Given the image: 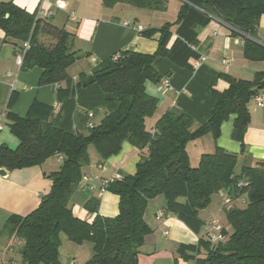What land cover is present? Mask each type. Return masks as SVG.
<instances>
[{"label": "trees", "instance_id": "obj_1", "mask_svg": "<svg viewBox=\"0 0 264 264\" xmlns=\"http://www.w3.org/2000/svg\"><path fill=\"white\" fill-rule=\"evenodd\" d=\"M111 8L126 4L133 8L165 11L168 0H101ZM190 7L216 18L243 41V56L250 62L264 63V46L256 42V31L264 15V0H183L175 24ZM173 24L141 31L150 38L159 33L154 54L122 51L98 62L93 69V82L107 96V108L98 124L84 132H65L50 121L51 109L34 102L21 118L8 115L10 133L19 144L12 150L0 146V168L9 171L40 166L51 157H60V167L48 175L49 194L29 215H12L6 226L23 242L19 254L23 264H60L61 235L68 242L92 247L86 264H137L139 248L152 230L144 220L149 201L163 196L164 214L170 215L195 234L204 222L199 211L205 210L214 194L225 191L231 200H244L241 207L228 208L224 214L231 233L217 243L200 238L197 245L178 246L185 261L194 264H264V166L241 167L235 172L237 156L216 147L204 154L192 167L186 151L190 141L211 135L216 141L220 127L235 115L232 138L243 145L249 124L247 104L264 91V66L251 81L221 74L228 83L223 92L212 91L214 101L208 120L191 129V120L181 114L164 113L147 126L157 109V100L145 91V84H159L160 76L153 69L156 57L164 56ZM0 29L14 44L28 42L20 68L41 69L39 86L68 83L66 69L78 58L72 50L69 33L47 20L35 21L12 2L0 3ZM124 142L136 148L139 160L134 174H120L106 187L118 197V214L113 218L98 214L99 199L91 193L84 209L91 220L72 212L71 197L78 189L83 169L89 163V146L100 160L117 155ZM239 182L245 183L238 186ZM204 252V257H198Z\"/></svg>", "mask_w": 264, "mask_h": 264}, {"label": "crops", "instance_id": "obj_2", "mask_svg": "<svg viewBox=\"0 0 264 264\" xmlns=\"http://www.w3.org/2000/svg\"><path fill=\"white\" fill-rule=\"evenodd\" d=\"M69 1H53L46 5L53 12L47 21L71 35L73 51L86 54L85 58H77L66 69L68 83L39 86L41 69L22 70L16 64V57L23 44L5 39L0 29V146L6 145L12 150L17 148L19 141L10 133L8 126L11 120L7 116L23 118L34 102L50 107V121L65 132L76 134L84 132L89 122L98 124L106 109H113L114 105H107V96L93 82L94 67L98 62L126 50L154 54L159 33L146 38L140 32L159 29L166 23L173 24L167 52L156 57L153 69L161 80L168 79V87L161 89L160 83L145 84L146 93L157 100L156 112L147 121L149 128L166 112L187 116L191 120V129L197 128L210 116L214 105L212 91L223 92L228 88L221 74L251 81L254 74L263 69V62H250L244 58L243 41L239 36H233L227 25L216 18H209L200 9L190 7L185 17L175 24L183 0H168L166 10L162 12L126 4L106 8L101 0L79 5L76 4L79 0ZM2 2H12L34 15L39 0H0ZM70 12L75 14V21L70 18ZM263 36L264 15L260 18L256 38ZM81 38L84 44L80 43ZM202 58L205 60L202 61ZM223 59H228L229 65H223ZM247 109L249 124L242 147L232 138L236 116L230 115L221 124L216 141L211 135H205L187 144L186 151L192 167L198 165L202 155L213 153L216 147L237 156V173L243 166H264V108L256 107L252 97ZM89 113L93 114L92 118L88 117ZM138 160V150L124 142L120 152L105 161L100 160L98 155L93 158L89 153V163L83 172L101 179H110L115 174H134ZM3 169L5 176L0 177V264H23L19 254L23 242L8 230L7 220L12 215L27 216L39 206L50 192L48 175L57 169L49 166L47 161L40 166L12 171ZM84 186L81 182L71 197L72 212L77 217L82 216L79 217L81 219L91 220L93 216L86 214L83 207L91 193ZM159 197L149 201L144 213V220L152 232L139 248L137 264H194L181 258L178 246L197 245L201 237L207 238L205 225L212 219L218 220L226 231L221 221L226 220L224 212L245 204L244 200H231L230 205H224L226 192L214 194L210 205L198 213L204 226L199 234H195L170 215L156 219L157 213L163 212L165 206V200ZM97 198L101 217L113 218L117 215L116 195L105 192ZM67 249L59 254L60 264H86L92 256V247L88 243H70ZM198 257H204V252Z\"/></svg>", "mask_w": 264, "mask_h": 264}, {"label": "built area", "instance_id": "obj_3", "mask_svg": "<svg viewBox=\"0 0 264 264\" xmlns=\"http://www.w3.org/2000/svg\"><path fill=\"white\" fill-rule=\"evenodd\" d=\"M53 1H57L59 3H66L69 0H39L37 10L34 14L35 21L37 20H47L52 17L53 12L46 7L51 4ZM47 5V6H46ZM70 18L75 21L76 16L73 12H70ZM256 42L264 46V36L261 38H256ZM29 49V44L28 42H24L22 45V49L19 52V54L16 57V64L18 66H21L23 56L26 52V50ZM205 60V58H202V61ZM222 64L227 66L229 65V60L228 59H223ZM160 88H166L168 87V79L164 78L160 81ZM254 102L256 107L258 108H264V91L258 93L257 95L254 96ZM93 114L89 113L88 117L92 118ZM2 117V115L0 116ZM92 122H89L88 127L92 128ZM61 159L60 157H58ZM121 176L120 174H115L112 178L110 179H101L98 177H93V176H87L83 175L81 178V182L85 185L87 190L91 193L96 194V196L100 197L103 193L106 192V187L108 184H110L112 181L115 179H119ZM245 183L239 182L238 186H244ZM231 204V199L229 197H226L224 199V205H230ZM164 212H158L156 215L157 220H161L164 216ZM223 228L221 227L220 223L216 219L210 220L206 225H205V231H206V237L207 239L212 242V243H217L218 241L223 240V234H222ZM167 235V232L164 233ZM69 264H74L73 262H70Z\"/></svg>", "mask_w": 264, "mask_h": 264}, {"label": "rangeland", "instance_id": "obj_4", "mask_svg": "<svg viewBox=\"0 0 264 264\" xmlns=\"http://www.w3.org/2000/svg\"><path fill=\"white\" fill-rule=\"evenodd\" d=\"M90 1H93V0H79V1H76L77 3V5H79L80 3H84V2H90ZM69 2H73V0H70ZM75 3V2H74ZM76 9V8H75ZM80 43L81 44H84V40L81 38V40H80ZM76 52V54L78 55V58L80 57V58H85L84 56H86V54L85 53H81V52H79L78 50L77 51H75ZM90 153V156H92L93 158H96V155H97V153H96V151H95V148L93 147V146H89V148H88V154ZM47 164L50 166H54V168L55 169H59V167H60V164H61V162H60V160H59V158L58 157H51V158H49L48 160H47ZM85 187V186H84ZM107 192V194H111V195H114L113 193H111L110 191H106ZM160 198V200H164V198H163V196H160L159 197ZM163 198V199H162ZM159 200V199H158ZM156 202V201H155ZM116 209H117V214H118V204H117V206H116ZM86 212V214H88L89 216H90V214L87 212V211H85ZM85 214V215H86ZM92 216V215H91ZM78 217H82V216H78ZM222 221V223L224 224V226H225V229H226V232H227V234H230L231 233V227H230V225L227 223V220H225V219H222L221 220ZM61 241H62V244H61V246H60V249H59V254H62V251L64 252V251H66V249L68 248V246H70V243H68V241H67V239H66V237L64 236V235H61ZM66 244V245H65ZM73 246V245H72ZM68 250V249H67Z\"/></svg>", "mask_w": 264, "mask_h": 264}, {"label": "water", "instance_id": "obj_5", "mask_svg": "<svg viewBox=\"0 0 264 264\" xmlns=\"http://www.w3.org/2000/svg\"><path fill=\"white\" fill-rule=\"evenodd\" d=\"M5 176V170L3 168H0V177Z\"/></svg>", "mask_w": 264, "mask_h": 264}]
</instances>
